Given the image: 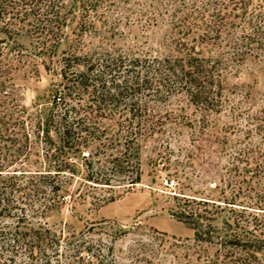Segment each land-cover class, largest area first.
I'll return each instance as SVG.
<instances>
[{
	"label": "trees",
	"instance_id": "obj_1",
	"mask_svg": "<svg viewBox=\"0 0 264 264\" xmlns=\"http://www.w3.org/2000/svg\"><path fill=\"white\" fill-rule=\"evenodd\" d=\"M104 1L0 0V220L14 221L13 226L5 223L0 227V264H22L18 249L29 251L27 264H35L34 253L45 255L49 250L60 264L66 236L47 225V213L59 210L69 199L85 203L86 180L110 188L116 179L141 182L142 146L150 131L152 101L184 93L193 105L218 112L223 106L225 60L264 50V0H259L251 17L248 12L254 0H236L234 6L240 3L237 9L243 10L248 22L242 28L249 50L237 41L233 52H228L225 47H231V39L218 42L222 20L229 16L222 12L226 3L221 2L211 14L214 22L201 15L207 24L197 36L193 26L200 24L198 18L187 22L193 13L179 21L183 32L170 54L130 55L106 48L84 54L71 49L59 52L67 36L64 27L76 17L85 26L86 13H99ZM22 36L31 38V54L40 57L46 67L58 64L60 68L61 81L53 88L45 112L31 111L9 90L12 74L22 67ZM199 42L206 48L210 43L218 48L214 53L205 52L196 44ZM253 44L256 48L249 46ZM262 121L259 140L251 133L243 150L249 166L246 170L258 184L264 183V118ZM94 151L99 155L95 162L88 157ZM187 199L198 206H182L173 215L194 230L197 240L246 253L264 252V232L258 224H251L245 214H215L218 209L209 208L239 204L235 197L222 196L213 202ZM259 201L261 206L255 208L264 209ZM27 210L43 214H26ZM38 218L41 221L36 225L33 220ZM52 262L46 259L43 264Z\"/></svg>",
	"mask_w": 264,
	"mask_h": 264
},
{
	"label": "rangeland",
	"instance_id": "obj_2",
	"mask_svg": "<svg viewBox=\"0 0 264 264\" xmlns=\"http://www.w3.org/2000/svg\"><path fill=\"white\" fill-rule=\"evenodd\" d=\"M105 1L99 13H86L85 26H80L76 17L64 27L67 36L59 52L71 49L84 54L106 48L130 55L170 54L183 32L179 21L193 13L187 22L198 18L200 24L193 26L197 36L207 24L201 15L214 22L211 14L221 2L226 3L222 12L229 16L222 20L218 42L225 44L230 38L231 47H225L228 52H233L237 41L249 50L242 28L248 22L243 10L237 9L240 3L234 6L236 0ZM258 2L250 5L249 17L255 14ZM19 42L25 54L22 67L12 74L9 90L31 111L45 112L53 88L61 81L59 65L46 67L40 57L31 54L33 42L28 36L20 37ZM196 44L205 52L214 53L218 48L212 43L207 48L202 42ZM257 51V55L250 52L242 59L225 60L223 106L218 112L193 105L184 93L152 101L150 131L142 146L141 182L130 184L116 179L110 188L86 180L85 203L69 199L59 210L47 213V225L66 236L60 264H89L91 260L93 264H264V252L246 253L197 240L194 230L173 215L182 206H198L187 198L213 202L222 196L229 200L235 197L239 204L209 208L218 209L215 214H245L264 232V209L255 208L261 206L260 199L264 207V183L258 184L246 170L249 166L243 154L250 135L259 140L257 132L264 118V50ZM88 144L92 146L91 141ZM98 156L94 151L88 157L95 162ZM26 214L43 213L27 210ZM5 223L14 225L6 219L0 220V227ZM28 256L29 251L18 249L22 264L30 261ZM46 259L56 264L51 250L45 255L34 253L35 264H43Z\"/></svg>",
	"mask_w": 264,
	"mask_h": 264
}]
</instances>
